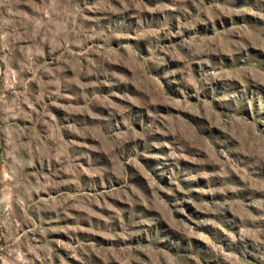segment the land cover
Masks as SVG:
<instances>
[{
    "label": "rangeland",
    "instance_id": "374dc122",
    "mask_svg": "<svg viewBox=\"0 0 264 264\" xmlns=\"http://www.w3.org/2000/svg\"><path fill=\"white\" fill-rule=\"evenodd\" d=\"M0 264H264V0H0Z\"/></svg>",
    "mask_w": 264,
    "mask_h": 264
}]
</instances>
